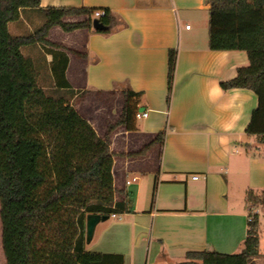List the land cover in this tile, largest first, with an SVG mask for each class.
<instances>
[{"label": "crops", "instance_id": "1", "mask_svg": "<svg viewBox=\"0 0 264 264\" xmlns=\"http://www.w3.org/2000/svg\"><path fill=\"white\" fill-rule=\"evenodd\" d=\"M40 7L106 8L118 20L110 34L93 27L50 30L48 40L69 55L70 110L102 138L123 112L124 91L142 93L138 112L148 113L135 131L120 126L111 134L114 187L130 195L133 210L99 223L87 250L122 254L124 264L242 252L251 220L247 193L264 190V147L246 133L259 100L252 91L221 87L249 59L244 51L209 49L211 0H41ZM44 22L39 10L24 9L9 31L24 36ZM172 49L178 61L168 103ZM22 53L51 76L52 56L41 45ZM160 133L162 141L141 154ZM263 256L260 248L256 264H264Z\"/></svg>", "mask_w": 264, "mask_h": 264}, {"label": "trees", "instance_id": "2", "mask_svg": "<svg viewBox=\"0 0 264 264\" xmlns=\"http://www.w3.org/2000/svg\"><path fill=\"white\" fill-rule=\"evenodd\" d=\"M41 0H0V216L3 251L7 264H124L122 254L90 252L86 242L89 214L122 215L133 210L130 195L114 187L113 164L117 156L111 149V134L124 126L137 129L136 114L142 93L124 91L125 106L107 134L100 137L88 120L75 114L65 133L63 161L53 165L51 154L39 128L26 114L27 103L39 88L42 68L26 58L22 48L41 45L52 56L50 63L52 93L67 103L71 85L67 79L69 55L63 45L48 40L50 30L60 26L66 32L91 28L96 12L104 11L100 21L108 27L98 33L110 34L117 17L110 9L91 7H48ZM24 9L39 10L45 22L33 33L15 37L9 24L21 18ZM77 18L75 21H68ZM209 49L244 51L249 63L237 70V76L222 81L224 91L244 89L259 100L246 133L264 144V0H211ZM177 50L169 51L168 103H170ZM47 78V77H46ZM163 133L146 146L147 153L161 142ZM125 195L116 200L117 195ZM248 205L264 209V190L247 193ZM66 206L80 211V233L70 249L47 250L35 245L36 228L48 213ZM260 214L249 221L248 234L240 253L214 251L189 252L179 264H256L260 255Z\"/></svg>", "mask_w": 264, "mask_h": 264}, {"label": "rangeland", "instance_id": "3", "mask_svg": "<svg viewBox=\"0 0 264 264\" xmlns=\"http://www.w3.org/2000/svg\"><path fill=\"white\" fill-rule=\"evenodd\" d=\"M206 28L207 30L209 29V23ZM41 72L42 75L39 88L27 103L26 114L30 121L39 128L51 154V162L53 165H56L63 161L62 147L65 133L69 123L77 113L74 109L70 110L68 102L67 105H65L66 103L59 101V96L52 93V82L48 76L46 78V72L43 68ZM254 145L256 147H264V145L258 143ZM249 206L250 211L260 214L262 223L259 232L261 238L260 248L264 253V209L258 206ZM79 214L80 211L71 206H66L55 213H48V215L37 224L35 245L39 248L44 247L47 250H68L72 248L80 233L78 226ZM98 236L99 230L97 229L94 240L90 244H87V246L94 244ZM0 264H7L3 251L1 216Z\"/></svg>", "mask_w": 264, "mask_h": 264}, {"label": "water", "instance_id": "4", "mask_svg": "<svg viewBox=\"0 0 264 264\" xmlns=\"http://www.w3.org/2000/svg\"><path fill=\"white\" fill-rule=\"evenodd\" d=\"M93 28L97 31H106L108 27L104 25L99 18L94 19ZM109 216H102L99 214H89L86 219V242L90 244L95 236L96 228L99 223L109 220Z\"/></svg>", "mask_w": 264, "mask_h": 264}, {"label": "built area", "instance_id": "5", "mask_svg": "<svg viewBox=\"0 0 264 264\" xmlns=\"http://www.w3.org/2000/svg\"><path fill=\"white\" fill-rule=\"evenodd\" d=\"M105 15V12L104 11H98V12H96V14H95V16L97 17V18H100V17H103ZM187 28H190V26H187ZM148 116V113H146V112H144V113H141V112H137V114H136V119H141V118H143V117H147ZM199 176L198 175H195V176H193V180H199ZM255 214H257V213H255L254 211H250V216H251V219H252V217H253V215H255ZM113 217H117L116 215H112Z\"/></svg>", "mask_w": 264, "mask_h": 264}]
</instances>
